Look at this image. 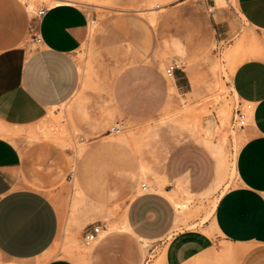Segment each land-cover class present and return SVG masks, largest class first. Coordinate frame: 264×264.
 <instances>
[{"label": "rangeland", "instance_id": "374dc122", "mask_svg": "<svg viewBox=\"0 0 264 264\" xmlns=\"http://www.w3.org/2000/svg\"><path fill=\"white\" fill-rule=\"evenodd\" d=\"M14 1L34 18L57 0H35L34 13L24 0ZM75 1L63 6L77 8L86 17V36L73 51L81 71L80 87L69 102L49 109L31 126L12 127L14 133L8 137L22 148L47 143L64 154V165L42 188L60 218L48 256L85 258L83 264H162L173 234L193 229L215 235L205 225L217 197L238 184L234 158L250 127L249 114L244 127L235 121L242 105L231 87L233 67L249 58L252 38L263 45L247 24L232 40L220 39L219 14L211 0ZM124 16L142 20L153 31V49L144 58L129 46L108 49L102 44L106 24ZM244 36L247 45L237 47ZM32 38L28 35V42ZM171 64L178 65L175 76L180 81L167 75ZM223 105L228 106L226 114ZM48 127L63 134L59 139L57 134L46 137ZM113 127L122 130L116 133ZM187 141L214 154L215 182L199 199L174 195L173 229L162 238L142 240L123 226L128 205L137 195L156 190L166 155ZM220 148L222 156L216 154ZM94 226L101 232L87 245L85 233ZM217 250L196 264L222 262Z\"/></svg>", "mask_w": 264, "mask_h": 264}, {"label": "crops", "instance_id": "0c3cea01", "mask_svg": "<svg viewBox=\"0 0 264 264\" xmlns=\"http://www.w3.org/2000/svg\"><path fill=\"white\" fill-rule=\"evenodd\" d=\"M219 1L226 5L219 7L211 0L219 14L220 39L232 40L247 24L263 45L252 38L249 58L232 75L250 117L248 137L236 158L238 184L217 197L205 225L215 235L193 229L173 234L162 264H196L214 248L217 260L224 261L217 264H264V0ZM71 4L53 5L43 16L31 18L14 0H0V123L5 126H31L77 93L81 71L73 51L86 36V17L77 8L63 6ZM150 29L138 18H117L106 24L102 44L108 49L129 46L144 58L153 49ZM28 35L40 36L42 43L34 38L28 42ZM247 42L244 36L237 47ZM64 160L51 144L22 148L12 137L0 135V264H83L85 258L48 256L60 218L42 188ZM217 173L218 161L206 146L194 141L175 145L161 166L162 189L137 195L128 205L123 226L142 240L166 236L176 219L167 193L199 199L213 186Z\"/></svg>", "mask_w": 264, "mask_h": 264}, {"label": "bare ground", "instance_id": "6f19581e", "mask_svg": "<svg viewBox=\"0 0 264 264\" xmlns=\"http://www.w3.org/2000/svg\"><path fill=\"white\" fill-rule=\"evenodd\" d=\"M25 2H26V4H27V6H28V8H29V10H30V12H35V7H36V5H35V0H24ZM72 2H76L75 0H57L56 2H55V4L54 5H56V4H60V3H72ZM91 4V3H90ZM239 64V63H238ZM238 64H236L234 67H233V72L232 73H234V71H235V69H236V67L238 66ZM233 78V77H232ZM233 80V79H232ZM232 80H230V82H231V87H232V90H233V92H234V95L236 96V97H238V94L236 93V91H235V89H234V86H233V82H232ZM174 87V86H173ZM173 89V88H172ZM174 90V89H173ZM177 93H179V92H177ZM176 93V94H177ZM239 98V97H238ZM224 106V105H223ZM226 109H228V106L227 105H225L223 108H222V111H223V114H226ZM52 113V115H50L51 117L53 116V112H51ZM59 114V113H58ZM225 118V117H224ZM0 125L1 126H3V127H6L7 129H4V128H0V135H2V136H9V135H13L12 134V132L14 133V131H10L9 129H11V128H9V127H7V126H5L4 124H2V123H0ZM38 127H40V129H41V127L42 126H38ZM45 128V127H44ZM19 129V128H18ZM13 130V129H12ZM37 131H38V129H37ZM46 131H48V132H46ZM39 132V131H38ZM41 132V131H40ZM43 132V131H42ZM45 135H46V137H48V136H50V135H55V134H57V136L59 135V134H63L62 133V131L61 130H58V131H54V130H52V129H50V127H48V129H45ZM30 133L31 134H33V132H32V130L30 131ZM17 134V133H16ZM15 134V135H16ZM43 135H44V133H43ZM27 136H29V135H27ZM56 136V135H55ZM55 136H53L54 138H55ZM56 136V138H58L59 139V136L57 137ZM31 138H33V137H31ZM60 138L62 139V137L60 136ZM64 138V137H63ZM36 139V138H35ZM40 139V138H39ZM44 139H46V138H44ZM49 139V138H48ZM55 140V139H54ZM66 141H67V139H66ZM60 142H62V141H60ZM65 142V141H64ZM63 142V143H64ZM70 142V141H69ZM69 142H66V143H68L69 144ZM68 144H66V146L68 145ZM240 148V147H239ZM240 150V149H239ZM239 150H237V153H236V155H235V160H234V171H235V173H237V170H236V158H237V154H238V151ZM216 154H218V155H221L222 156V148H220V150L219 151H216ZM155 187L157 188V190L158 189H162V184L161 183H158V184H156L155 185ZM164 192V191H163ZM224 193V192H223ZM168 195H169V197L170 198H173V194H169V192L167 193ZM218 200V199H217ZM217 200L214 202V204H213V206H212V208H211V212L213 213L214 212V210H215V207H216V204H217ZM77 207V206H76ZM177 207H178V204H177ZM80 211V210H79ZM90 217V216H89ZM218 232V231H217ZM84 256H86L85 254H84Z\"/></svg>", "mask_w": 264, "mask_h": 264}, {"label": "built area", "instance_id": "2783aa9c", "mask_svg": "<svg viewBox=\"0 0 264 264\" xmlns=\"http://www.w3.org/2000/svg\"><path fill=\"white\" fill-rule=\"evenodd\" d=\"M46 11H47V9L40 10L38 12V17L43 16L46 13ZM33 38L36 40L37 43H39V44L42 43V38L40 36L33 35ZM178 69H179V67L177 64H171L166 69V73L169 77H174L176 74V71ZM235 121L238 122L239 126H241V127H244L246 125L247 114L245 113L243 108H240L236 111ZM111 130L116 132V133H119V132H121L122 128L113 127ZM142 187L144 189H146L147 185L143 184ZM100 232H101L100 226H94L93 228L87 230L85 233V236H84L85 243L87 245H89V244L93 243L94 241H96Z\"/></svg>", "mask_w": 264, "mask_h": 264}]
</instances>
